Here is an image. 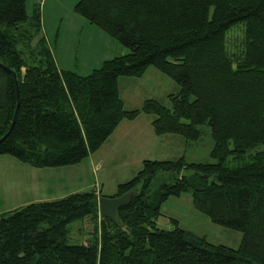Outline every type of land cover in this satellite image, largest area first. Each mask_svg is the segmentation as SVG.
<instances>
[{
  "label": "trees",
  "instance_id": "trees-1",
  "mask_svg": "<svg viewBox=\"0 0 264 264\" xmlns=\"http://www.w3.org/2000/svg\"><path fill=\"white\" fill-rule=\"evenodd\" d=\"M27 1L0 0V155L37 168L75 165L123 120L146 113L155 134L187 141L207 124L216 161L143 160L113 195L134 191L118 209L127 230L99 214L105 194L95 189L8 212L0 264H264V0H79L77 14L128 48L86 75L58 67L40 7L30 15ZM237 27L238 43L230 36ZM150 67L178 90L170 105L150 98L128 109L120 77ZM159 172L174 180L155 187ZM186 192L213 222L242 232L238 247L212 243L176 218L158 224L163 203ZM78 220L84 241L71 243Z\"/></svg>",
  "mask_w": 264,
  "mask_h": 264
},
{
  "label": "rangeland",
  "instance_id": "rangeland-1",
  "mask_svg": "<svg viewBox=\"0 0 264 264\" xmlns=\"http://www.w3.org/2000/svg\"><path fill=\"white\" fill-rule=\"evenodd\" d=\"M34 1L35 0L27 1V11L31 15L34 7L39 6L41 18L43 20V5L42 3L32 4ZM70 1L72 0H57L58 4L50 8V11L54 12L52 14L48 12L47 5L49 0H47L45 8V25L57 65L60 67V64H62L60 58L65 57L64 59L67 60L68 63L73 64L74 67L78 66L80 70L84 71L83 73L88 74L92 71L90 67L97 61L95 58L89 59V48L85 47L86 41L93 38V35L88 32L86 27H77L75 29L74 24L70 22L69 18L77 14L74 11V5L79 0H75L73 7L69 9ZM62 26L66 42L68 44H73V46H69L70 48L67 45L60 48V28L62 29ZM42 34L45 35L44 28H42ZM230 36L232 41L237 39L236 43L240 42V39H242L241 29L239 27L235 28L230 32ZM55 38H58V50H56L55 43L57 40L55 41ZM110 38L113 39V42L119 44L121 48L118 52L119 55L128 52L127 47L120 44L115 38ZM79 40H81L80 46ZM74 71L78 70L74 69ZM177 90V83L155 67H150L142 77H120V94L128 109L141 108L144 101L150 98L159 99L165 105H170L168 95ZM138 117L139 121L143 124L141 127L144 131L142 132L143 137L141 141L142 144L148 146L146 149L142 151L143 147H141L135 151L132 150L129 152L128 150H117L118 145L113 144L112 147L103 149V151L99 153V155L102 154V156H105L103 152H106V163L103 168L97 171V174L100 175L101 182L105 185V189L103 190L105 193L135 176L142 168L143 160L145 159H177L181 156H185L189 162L216 161L211 156L214 140L211 135L210 127L207 124L200 127L202 129V134L199 139L187 141L180 134H155L153 127L150 126L149 123V120L153 119L154 115L141 113ZM140 122L135 121L133 124L136 125ZM149 140L152 141L149 142ZM235 162L236 161L232 158L228 160V163L232 165H234ZM189 172L190 171L187 172L184 170L183 173L188 174ZM173 180L174 175L171 172H159L153 180V185L158 187L165 182H172ZM66 185L75 187L76 183L74 181H70L66 184L60 183V196L64 195ZM170 218L178 219L181 227L199 236H205L209 241L215 244H224L236 248L239 246L243 236L242 232L217 224L206 214L197 210L192 203V195L190 192L183 193L181 196H172L166 201L162 209V216L159 218V225L161 227H172L173 225L170 223ZM69 238L71 243H82L84 241L82 221L78 220L71 224Z\"/></svg>",
  "mask_w": 264,
  "mask_h": 264
},
{
  "label": "crops",
  "instance_id": "crops-1",
  "mask_svg": "<svg viewBox=\"0 0 264 264\" xmlns=\"http://www.w3.org/2000/svg\"><path fill=\"white\" fill-rule=\"evenodd\" d=\"M41 3L43 5L42 13H44L42 24L46 39L52 48V44L47 33V27L45 25V8L47 0H35L32 4ZM74 3L75 0L70 1L69 9L73 7ZM56 4H58L57 0H49L47 5L48 12H51L50 8L55 7ZM51 13L53 14L54 12ZM69 19L70 22L74 24L75 29L77 27H86L88 32L93 35V38L88 39L85 45L86 48H89V59L95 58L97 60L90 67L91 70L98 67L104 60L119 55L118 52L121 48L119 44L113 42L110 35L98 27L91 25L79 14H76ZM62 30L63 26L62 29L60 28V48L65 45L68 47L73 46V44H68L66 42ZM55 41L56 50H58V38H55ZM80 45L81 40H79V46ZM64 58L65 57L60 58L62 64H60V67L58 66L59 68L68 70L77 69L78 73L82 75L85 74L78 66L74 67L73 64L68 63ZM152 120L153 119L149 120L150 126H152ZM135 121L140 122L139 117L134 120H123L112 135L96 152L92 153L82 162L75 165L37 168L23 163L12 156L0 155V216L32 202L55 200L74 192H82V190L89 191L91 189H95L97 192H102L108 196L115 195L118 188L117 186L110 189L107 193L103 191L105 189V185L101 182L100 175L97 174V171L103 168L106 163V152H103L105 156H102V154L99 155V153L100 151H103V149L112 147L113 144L118 145L117 150H128L129 152L132 150L135 151L141 147H143L142 151L146 149L148 146L142 144L141 141L143 137L142 132L144 131L141 127L143 124L140 122L141 124L137 123L134 125L133 123ZM151 141L152 140H149V142ZM70 181H74L76 183L75 187L66 185L64 195L60 196V183L66 184ZM165 203L166 202L163 203L162 209ZM158 224H160L159 220Z\"/></svg>",
  "mask_w": 264,
  "mask_h": 264
},
{
  "label": "water",
  "instance_id": "water-1",
  "mask_svg": "<svg viewBox=\"0 0 264 264\" xmlns=\"http://www.w3.org/2000/svg\"><path fill=\"white\" fill-rule=\"evenodd\" d=\"M18 88V83H17ZM134 191L130 190L122 195L108 196L102 195L99 197V214L103 217H109L114 223L123 227V223L118 215V209L130 203ZM127 230L125 227H123Z\"/></svg>",
  "mask_w": 264,
  "mask_h": 264
}]
</instances>
